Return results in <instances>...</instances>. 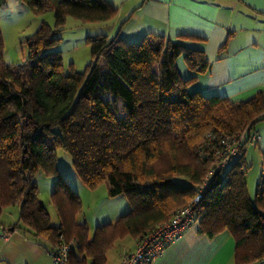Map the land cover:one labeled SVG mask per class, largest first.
Wrapping results in <instances>:
<instances>
[{
    "label": "trees",
    "instance_id": "1",
    "mask_svg": "<svg viewBox=\"0 0 264 264\" xmlns=\"http://www.w3.org/2000/svg\"><path fill=\"white\" fill-rule=\"evenodd\" d=\"M21 1L36 14L52 10L56 29L41 24L24 40L26 61L15 65L2 60L0 30V217L4 207L19 203L22 222L10 229L48 251L60 241L70 244V264H105L116 240L146 234L200 193L197 232L228 231L234 264H264V153L253 197L244 159L247 145L258 140L242 144L212 174L217 141L207 142L209 133L253 132L264 118V90L243 101L189 92L197 74L183 79L176 59L182 56L190 67L200 63V71L202 51L153 31L132 42L118 34L89 36L85 72H65L54 46L66 16L103 22L117 7L109 0ZM56 148L70 154L85 186L107 183L108 195H124L129 210L97 225L91 236L75 219L80 200L55 165ZM39 170L56 176L51 201L57 227L37 197Z\"/></svg>",
    "mask_w": 264,
    "mask_h": 264
},
{
    "label": "crops",
    "instance_id": "2",
    "mask_svg": "<svg viewBox=\"0 0 264 264\" xmlns=\"http://www.w3.org/2000/svg\"><path fill=\"white\" fill-rule=\"evenodd\" d=\"M116 14L101 22L100 33L118 34L132 42L153 31L186 47L202 51L204 66L178 64L183 79L197 78L187 87L189 92L219 95L232 101H243L264 90V0H109ZM193 35L181 38L179 35ZM182 56H179L176 61ZM253 132L261 135L254 145L264 153V118L254 124ZM233 160V159H232ZM260 160V157H259ZM3 225H0V229ZM3 237L0 263L36 264L43 259L50 264L48 250L20 229ZM137 238L125 236L106 252L105 264H119L132 251ZM234 240L228 231L213 236L197 232L196 223L179 240L171 243L161 257L150 264H234ZM19 261V262H18Z\"/></svg>",
    "mask_w": 264,
    "mask_h": 264
},
{
    "label": "rangeland",
    "instance_id": "3",
    "mask_svg": "<svg viewBox=\"0 0 264 264\" xmlns=\"http://www.w3.org/2000/svg\"><path fill=\"white\" fill-rule=\"evenodd\" d=\"M43 23L50 29H56L52 10L36 14L21 0H3L0 2V30L3 39L2 60L5 64L15 65L26 61L28 51L24 40ZM100 24L99 21H86L74 16H66L64 23L61 25L60 40L54 46V49L60 51L65 72L70 69L85 72L87 65L91 62L90 46L87 38L100 33ZM182 59L181 57L176 61L177 68L179 63L184 62ZM118 114L123 115L124 112L119 111ZM258 154V147H251L246 156L248 165L246 180L251 197H253L262 175ZM55 165L61 177L77 193L81 207L75 215V219L87 226L91 236L97 225L114 223L120 215L129 210V204L124 195H108L107 183H100L94 188L85 186L73 167L70 154L62 148H56L55 150ZM55 179L56 176L46 175L42 170H39L35 176L37 197L48 213L50 224L57 227L60 218L51 201ZM19 213V203L4 207L0 217V222L3 225L1 229H6L7 226L15 223L21 224ZM25 237L30 238L27 234H25ZM3 246V237L0 236V249ZM1 262L2 264H11L7 259ZM36 264L47 263L41 259Z\"/></svg>",
    "mask_w": 264,
    "mask_h": 264
},
{
    "label": "built area",
    "instance_id": "4",
    "mask_svg": "<svg viewBox=\"0 0 264 264\" xmlns=\"http://www.w3.org/2000/svg\"><path fill=\"white\" fill-rule=\"evenodd\" d=\"M260 138V134L256 132L247 133V130L231 135L207 134V142L217 141V145L213 150L216 162L211 169V174L220 168L226 167L230 158L239 153L242 144L245 142L252 144ZM202 188L204 189V185ZM200 198L201 194H196L193 201L176 209L168 220L156 225L146 234L139 236L134 249L125 253L119 264H150L161 257L171 243L182 238L183 234L195 224L194 204ZM0 236L8 237L9 231L0 230ZM69 250L70 244L60 241L53 250L48 251L50 264H70Z\"/></svg>",
    "mask_w": 264,
    "mask_h": 264
},
{
    "label": "water",
    "instance_id": "5",
    "mask_svg": "<svg viewBox=\"0 0 264 264\" xmlns=\"http://www.w3.org/2000/svg\"><path fill=\"white\" fill-rule=\"evenodd\" d=\"M10 231H11V229H10Z\"/></svg>",
    "mask_w": 264,
    "mask_h": 264
}]
</instances>
